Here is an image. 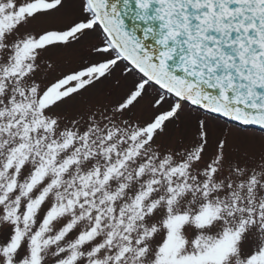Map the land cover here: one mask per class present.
Listing matches in <instances>:
<instances>
[{
    "label": "snow or ice",
    "instance_id": "snow-or-ice-1",
    "mask_svg": "<svg viewBox=\"0 0 264 264\" xmlns=\"http://www.w3.org/2000/svg\"><path fill=\"white\" fill-rule=\"evenodd\" d=\"M0 264H264V0H0Z\"/></svg>",
    "mask_w": 264,
    "mask_h": 264
},
{
    "label": "rangeland",
    "instance_id": "rangeland-1",
    "mask_svg": "<svg viewBox=\"0 0 264 264\" xmlns=\"http://www.w3.org/2000/svg\"><path fill=\"white\" fill-rule=\"evenodd\" d=\"M216 131H217V134H219L221 131H226V129L218 128V129H216ZM256 135H257V137L259 136V132L258 131H257Z\"/></svg>",
    "mask_w": 264,
    "mask_h": 264
}]
</instances>
